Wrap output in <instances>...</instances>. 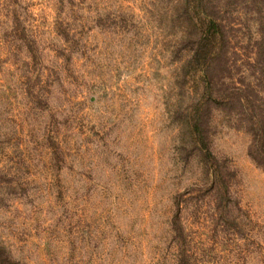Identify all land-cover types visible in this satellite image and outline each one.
<instances>
[{
  "label": "rangeland",
  "instance_id": "obj_1",
  "mask_svg": "<svg viewBox=\"0 0 264 264\" xmlns=\"http://www.w3.org/2000/svg\"><path fill=\"white\" fill-rule=\"evenodd\" d=\"M179 1L0 0V246L18 264H264L254 135L214 111L204 157ZM231 2L244 46L261 40L264 0Z\"/></svg>",
  "mask_w": 264,
  "mask_h": 264
},
{
  "label": "trees",
  "instance_id": "obj_2",
  "mask_svg": "<svg viewBox=\"0 0 264 264\" xmlns=\"http://www.w3.org/2000/svg\"><path fill=\"white\" fill-rule=\"evenodd\" d=\"M231 1L235 0L179 1L182 22H189L195 32L187 38L186 46L192 52L188 64L201 74L204 86L201 105L192 110L188 126L204 157L211 158L202 118L208 120L215 111L245 124L254 135L251 156L264 169V102L258 89V83L263 81L260 75L264 74V36L244 46L241 22H232ZM259 22L263 26L264 18L260 17ZM249 48L255 49L254 56ZM247 69L253 76L249 82L245 79ZM212 177V189L218 196L221 174L215 170ZM0 264H18L3 246H0Z\"/></svg>",
  "mask_w": 264,
  "mask_h": 264
}]
</instances>
